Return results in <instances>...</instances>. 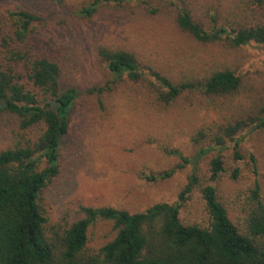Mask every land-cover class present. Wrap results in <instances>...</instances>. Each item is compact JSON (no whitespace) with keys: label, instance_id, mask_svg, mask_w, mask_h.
Wrapping results in <instances>:
<instances>
[{"label":"rangeland","instance_id":"374dc122","mask_svg":"<svg viewBox=\"0 0 264 264\" xmlns=\"http://www.w3.org/2000/svg\"><path fill=\"white\" fill-rule=\"evenodd\" d=\"M91 1L61 0L56 13L48 15L59 30L57 37L74 46L65 50L63 62L80 87L69 112V131L60 145L62 172L42 193L41 204L53 223L66 224L67 219L79 217L81 206L138 212L155 203L176 202L193 164L168 179L153 182L146 176L178 164L172 150L192 157L200 146H207L206 140L194 141L200 130L212 131L226 121L256 117L264 105V46L202 42L182 30L177 21L180 8L186 6L206 25L216 16L219 25L241 26L260 19L254 15L251 0H124L101 3L85 18L78 11ZM17 2L37 7L43 0H0V9ZM45 4L48 8L51 2ZM72 34L79 36L73 44L68 38ZM103 47L133 52L145 73L143 81L113 82L98 54ZM222 69L240 76L236 93L210 96L200 90L185 91L169 105L158 99L155 90L160 85L150 75L155 70L176 83L200 82ZM12 124L13 120L0 114V150L8 144L6 133ZM236 137L241 158L236 156V142L227 140L222 149L204 155L196 171L202 184L211 183V160L222 155L225 172L212 184L238 223L244 216L243 202L256 184L264 199V128L245 127ZM236 168L239 174L233 178ZM207 213L200 187L180 209L185 223L202 222ZM115 234L112 222L98 220L89 229L88 246L97 250Z\"/></svg>","mask_w":264,"mask_h":264},{"label":"trees","instance_id":"16d2710c","mask_svg":"<svg viewBox=\"0 0 264 264\" xmlns=\"http://www.w3.org/2000/svg\"><path fill=\"white\" fill-rule=\"evenodd\" d=\"M122 1L93 0L78 13L89 18L101 3ZM46 2H51L48 8L43 6ZM60 2L43 0L37 7L17 2L0 9V114L13 120L6 133L8 144L0 150V264H264L260 185L249 190L243 202L244 216L237 223L212 184L225 172L222 155L211 160V183L202 184L196 171L198 161L213 149H222L227 140L236 142V156L241 158L236 136L245 127L264 128V105L256 117L226 121L212 131L200 130L194 141L200 144L206 140L207 146H200L192 157L172 150L180 162L146 176L153 182L168 179L193 164L176 202L155 203L138 212L81 206V215L67 219L66 224L50 222L41 204L42 193L62 172L60 145L69 131L70 109L80 94L63 62L65 50L74 46L58 38V28L48 20ZM251 2L260 19L241 26L219 25L216 16L206 25L186 6L180 8L177 21L182 30L202 42L227 40L234 47L252 42L264 46V0ZM68 38L73 44L79 36ZM98 54L113 82L124 78L143 81L145 73L133 52L103 47ZM150 75L160 85L155 90L158 99L166 105L185 91L224 96L236 93L241 86L240 76L230 69L217 70L200 82L176 83L155 70ZM238 174L236 168L232 177ZM199 187L207 218L185 223L180 209ZM98 220L112 222L116 234L94 250L88 246V233Z\"/></svg>","mask_w":264,"mask_h":264}]
</instances>
